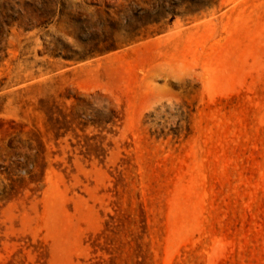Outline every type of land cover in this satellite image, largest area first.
Listing matches in <instances>:
<instances>
[{
    "label": "rangeland",
    "instance_id": "1",
    "mask_svg": "<svg viewBox=\"0 0 264 264\" xmlns=\"http://www.w3.org/2000/svg\"><path fill=\"white\" fill-rule=\"evenodd\" d=\"M0 264H264V0H0Z\"/></svg>",
    "mask_w": 264,
    "mask_h": 264
}]
</instances>
